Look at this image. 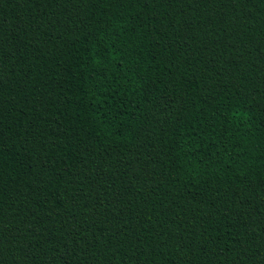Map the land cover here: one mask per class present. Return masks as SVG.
Segmentation results:
<instances>
[{
  "label": "trees",
  "instance_id": "1",
  "mask_svg": "<svg viewBox=\"0 0 264 264\" xmlns=\"http://www.w3.org/2000/svg\"><path fill=\"white\" fill-rule=\"evenodd\" d=\"M0 264H264V0H0Z\"/></svg>",
  "mask_w": 264,
  "mask_h": 264
}]
</instances>
